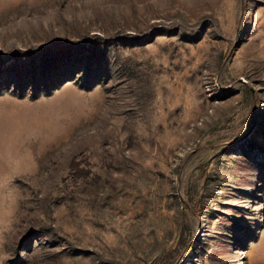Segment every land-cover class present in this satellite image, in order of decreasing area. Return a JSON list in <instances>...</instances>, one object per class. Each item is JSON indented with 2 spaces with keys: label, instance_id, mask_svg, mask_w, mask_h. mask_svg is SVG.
I'll list each match as a JSON object with an SVG mask.
<instances>
[{
  "label": "rangeland",
  "instance_id": "1",
  "mask_svg": "<svg viewBox=\"0 0 264 264\" xmlns=\"http://www.w3.org/2000/svg\"><path fill=\"white\" fill-rule=\"evenodd\" d=\"M0 264H264V0H0Z\"/></svg>",
  "mask_w": 264,
  "mask_h": 264
}]
</instances>
